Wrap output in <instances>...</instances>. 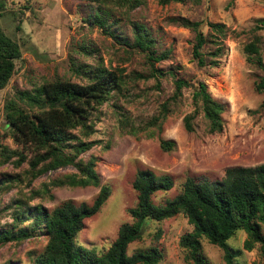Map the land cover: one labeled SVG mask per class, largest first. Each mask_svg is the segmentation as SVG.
Segmentation results:
<instances>
[{"label": "rangeland", "instance_id": "374dc122", "mask_svg": "<svg viewBox=\"0 0 264 264\" xmlns=\"http://www.w3.org/2000/svg\"><path fill=\"white\" fill-rule=\"evenodd\" d=\"M96 10L106 14L107 33L89 21ZM176 17L200 22L204 34L211 32L208 22L225 26L216 66H197L192 59L194 32L174 21ZM260 18H264V0H186L165 5L158 0H139L134 6L94 0H0V27L21 50L12 77L0 89V175L20 174L22 178L8 190H0V226L11 222L13 201L27 198L33 191L39 194L30 204L48 210L66 200L77 206L90 205L96 197L99 186L52 185V181L75 172L72 166L50 170L27 185L23 176L27 161L16 166L17 158L5 152L17 148L4 119L6 103L16 100L26 104L20 94L33 92L47 81L87 83L80 68L105 67L121 75L124 83L97 110L95 131L88 139L96 143L82 154L83 159L95 157L100 184L110 186V195L97 213L83 220L76 235L78 244L104 251L120 225L131 222L128 209L137 202L132 182L139 170L173 179L170 190L157 191L151 197L155 204H164L181 191L188 177L219 180L229 167L264 163V94L255 88L260 71L243 53V45L252 38V28ZM135 23L145 27L153 40L151 50L156 56L164 55L161 59L150 61L147 53L126 44L133 41ZM257 33L264 57V29ZM212 46L206 45L203 51ZM176 78L192 85L205 82L212 96L224 104L220 132L209 133L206 120L191 101V87L183 88L176 101L171 100ZM164 103L169 104V110L160 133L146 136L145 121L158 115ZM188 114L194 115L192 131L184 127ZM124 118L133 123L137 135L121 126L119 119ZM161 139L173 141V149H162ZM191 230L182 213L150 220L142 237L129 245L128 253L156 248L161 254L159 264H187L179 239ZM244 238L245 233L238 230L228 240L237 253L236 264H264L257 248L243 249ZM46 241L44 235H36L0 245V264H31L30 253L41 252ZM201 244L208 264H225L223 249L205 238Z\"/></svg>", "mask_w": 264, "mask_h": 264}, {"label": "trees", "instance_id": "16d2710c", "mask_svg": "<svg viewBox=\"0 0 264 264\" xmlns=\"http://www.w3.org/2000/svg\"><path fill=\"white\" fill-rule=\"evenodd\" d=\"M94 1L131 6L139 2ZM185 1L158 0L161 5ZM192 1L199 3L201 0ZM173 20L194 32L192 59L197 66H216L223 49L225 26L208 22L211 32L204 34L199 29L198 21H189L183 17ZM89 21L108 32L105 12L94 11ZM261 29H264V18L256 20V25L252 28V38L243 45V53L260 71L255 88L264 94V57L261 52V37L257 33ZM125 42L130 47L147 53L150 61L164 56H156L152 52L153 40L149 38L142 24L135 23L133 41ZM210 44L213 45L211 50L204 52V47ZM20 56L18 43L0 27V89L8 84L15 71V61ZM80 70L86 74L84 76L87 83L59 79L47 81L33 92L20 94L26 104L16 100L6 103L4 119L17 148L6 149L5 152L17 158L16 166L27 161L28 167L23 174L27 185L50 170L72 166L75 172L52 181V185H92L99 186V191L90 205L81 203L77 206L66 200L51 210L40 204H30L39 194L35 191L27 198L15 199L11 222L0 226V245L44 235L47 241L42 251L37 254L30 253L31 264H159L161 254L156 248L137 249L129 254L128 247L142 237L148 221H161L182 213L192 226V230L181 235L179 239L180 247L186 251L187 264H208L202 253V238L223 249L225 264H236L237 253L230 249L228 240L238 230L245 233L243 249L252 251L257 248L264 262V163L229 167L219 180H196L188 177L181 191L164 204H155L151 197L157 191L170 190L174 185L173 179L168 175H156L151 170H139L132 182L137 193V202L128 209L131 222L120 225L116 238L104 251L98 252L77 243L76 235L82 229L83 220L97 213L110 195V186L100 184L95 157L83 159L82 154L96 143V140L88 139L95 131L94 117L97 110L124 83L121 75L102 66ZM173 84L175 89L171 100L176 101L183 88L191 87V101L206 120L209 133L223 129L221 114L224 104L212 96L205 82L198 81L196 85H192L183 78H176ZM168 110L169 104L164 103L158 115L145 121L143 130L146 136L160 133ZM193 117V114L184 117L187 131L193 130ZM119 123L127 132L138 134L129 119H119ZM160 144L166 151L174 147V142L170 140L161 139ZM19 175L1 174L0 190H8L13 184L22 182ZM47 189L46 186L45 190Z\"/></svg>", "mask_w": 264, "mask_h": 264}, {"label": "bare ground", "instance_id": "6f19581e", "mask_svg": "<svg viewBox=\"0 0 264 264\" xmlns=\"http://www.w3.org/2000/svg\"><path fill=\"white\" fill-rule=\"evenodd\" d=\"M226 99V98H225ZM231 100H232V98H231Z\"/></svg>", "mask_w": 264, "mask_h": 264}]
</instances>
